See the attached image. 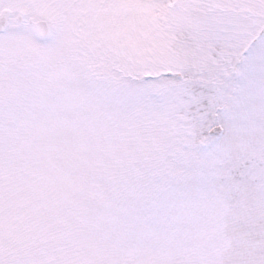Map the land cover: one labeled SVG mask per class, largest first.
Returning <instances> with one entry per match:
<instances>
[{"label":"snow or ice","instance_id":"snow-or-ice-1","mask_svg":"<svg viewBox=\"0 0 264 264\" xmlns=\"http://www.w3.org/2000/svg\"><path fill=\"white\" fill-rule=\"evenodd\" d=\"M0 264H264V0H0Z\"/></svg>","mask_w":264,"mask_h":264}]
</instances>
